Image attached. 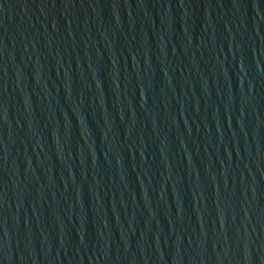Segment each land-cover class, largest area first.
I'll return each mask as SVG.
<instances>
[{"label":"water","instance_id":"95a60500","mask_svg":"<svg viewBox=\"0 0 264 264\" xmlns=\"http://www.w3.org/2000/svg\"><path fill=\"white\" fill-rule=\"evenodd\" d=\"M0 264H264V0H0Z\"/></svg>","mask_w":264,"mask_h":264}]
</instances>
